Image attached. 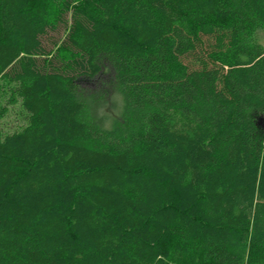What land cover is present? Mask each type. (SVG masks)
<instances>
[{
    "label": "trees",
    "instance_id": "1",
    "mask_svg": "<svg viewBox=\"0 0 264 264\" xmlns=\"http://www.w3.org/2000/svg\"><path fill=\"white\" fill-rule=\"evenodd\" d=\"M260 28L264 0H0V264H264Z\"/></svg>",
    "mask_w": 264,
    "mask_h": 264
},
{
    "label": "rangeland",
    "instance_id": "2",
    "mask_svg": "<svg viewBox=\"0 0 264 264\" xmlns=\"http://www.w3.org/2000/svg\"><path fill=\"white\" fill-rule=\"evenodd\" d=\"M254 40L257 42H260L264 45V30L263 29H258L257 31L254 32L253 34ZM101 73L93 80L95 83H97V85L99 87H101L103 85V83H105L106 81L108 82L109 80H111L112 78H114V71L111 69L110 66V62L107 59H101ZM104 87V85H103ZM119 101H117L116 99V103L115 106L113 107L114 111H117V106L119 105L118 103ZM261 126H264V122L261 121L260 122Z\"/></svg>",
    "mask_w": 264,
    "mask_h": 264
}]
</instances>
